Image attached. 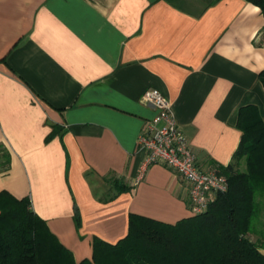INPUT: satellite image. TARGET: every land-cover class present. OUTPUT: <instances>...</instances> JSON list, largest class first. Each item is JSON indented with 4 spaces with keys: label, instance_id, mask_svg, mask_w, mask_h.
<instances>
[{
    "label": "crops",
    "instance_id": "obj_1",
    "mask_svg": "<svg viewBox=\"0 0 264 264\" xmlns=\"http://www.w3.org/2000/svg\"><path fill=\"white\" fill-rule=\"evenodd\" d=\"M263 70L264 16L245 0H0V194L27 198L78 263L131 214L190 218L176 172L139 180L143 95L171 101L199 168L218 171L240 108L264 112Z\"/></svg>",
    "mask_w": 264,
    "mask_h": 264
},
{
    "label": "trees",
    "instance_id": "obj_2",
    "mask_svg": "<svg viewBox=\"0 0 264 264\" xmlns=\"http://www.w3.org/2000/svg\"><path fill=\"white\" fill-rule=\"evenodd\" d=\"M245 1L264 16V0ZM259 79L264 86V70ZM237 127L239 147L232 162L217 171L227 178L228 190L216 194L204 213L176 224L131 214L124 239L116 244L96 239L92 258L80 263L27 198L1 193L0 264H264V240L252 229L257 197H264V112L241 107Z\"/></svg>",
    "mask_w": 264,
    "mask_h": 264
},
{
    "label": "built area",
    "instance_id": "obj_3",
    "mask_svg": "<svg viewBox=\"0 0 264 264\" xmlns=\"http://www.w3.org/2000/svg\"><path fill=\"white\" fill-rule=\"evenodd\" d=\"M144 104L156 111L138 137V145L146 152L139 176L152 165H163L176 172L189 187L193 215L204 213L215 195L228 190V180L217 171H204L198 166L196 154L178 126L172 103L160 91L148 90Z\"/></svg>",
    "mask_w": 264,
    "mask_h": 264
},
{
    "label": "rangeland",
    "instance_id": "obj_4",
    "mask_svg": "<svg viewBox=\"0 0 264 264\" xmlns=\"http://www.w3.org/2000/svg\"><path fill=\"white\" fill-rule=\"evenodd\" d=\"M257 201V212L253 219L252 229L253 233L256 234L257 239L264 240V197L258 196Z\"/></svg>",
    "mask_w": 264,
    "mask_h": 264
}]
</instances>
